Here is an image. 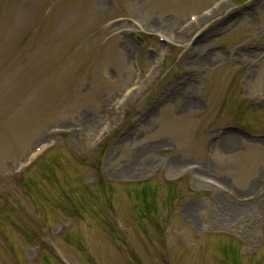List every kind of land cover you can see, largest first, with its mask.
<instances>
[{
	"label": "rangeland",
	"instance_id": "374dc122",
	"mask_svg": "<svg viewBox=\"0 0 264 264\" xmlns=\"http://www.w3.org/2000/svg\"><path fill=\"white\" fill-rule=\"evenodd\" d=\"M0 264H264V0H0Z\"/></svg>",
	"mask_w": 264,
	"mask_h": 264
}]
</instances>
